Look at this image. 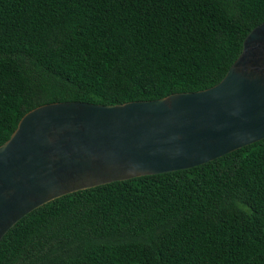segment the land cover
I'll return each mask as SVG.
<instances>
[{
    "label": "trees",
    "instance_id": "trees-1",
    "mask_svg": "<svg viewBox=\"0 0 264 264\" xmlns=\"http://www.w3.org/2000/svg\"><path fill=\"white\" fill-rule=\"evenodd\" d=\"M262 22L264 0H0V145L44 104L208 89ZM0 264H264V139L55 199L3 237Z\"/></svg>",
    "mask_w": 264,
    "mask_h": 264
},
{
    "label": "water",
    "instance_id": "water-1",
    "mask_svg": "<svg viewBox=\"0 0 264 264\" xmlns=\"http://www.w3.org/2000/svg\"><path fill=\"white\" fill-rule=\"evenodd\" d=\"M264 139V22L216 85L149 101L48 103L0 145V241L72 193L188 170Z\"/></svg>",
    "mask_w": 264,
    "mask_h": 264
}]
</instances>
